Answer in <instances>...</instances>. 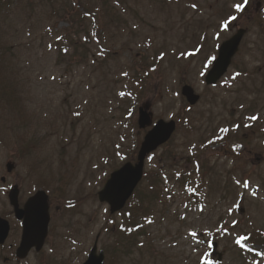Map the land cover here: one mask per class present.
<instances>
[{
  "label": "rangeland",
  "instance_id": "374dc122",
  "mask_svg": "<svg viewBox=\"0 0 264 264\" xmlns=\"http://www.w3.org/2000/svg\"><path fill=\"white\" fill-rule=\"evenodd\" d=\"M63 1L0 0V264H83L97 236L105 264H264V0H80L66 16ZM239 28L230 68L206 85ZM140 107L178 127L110 214L98 191L136 160L151 128ZM14 187L22 205L40 189L51 205L45 246L23 260Z\"/></svg>",
  "mask_w": 264,
  "mask_h": 264
},
{
  "label": "water",
  "instance_id": "95a60500",
  "mask_svg": "<svg viewBox=\"0 0 264 264\" xmlns=\"http://www.w3.org/2000/svg\"><path fill=\"white\" fill-rule=\"evenodd\" d=\"M244 33L245 30L241 29L230 39L222 43L219 48L218 57L213 62L212 68L206 76L207 84H216L226 73L233 56L239 49ZM182 93L192 105L197 103L200 98L190 85H185ZM151 121V113L141 108L138 120L139 126L145 128L151 124ZM175 129V121L171 120L167 122L162 119L159 120L145 135L138 152L137 162H127L110 175L105 186L99 192V199L102 202L109 203L112 214L125 207L126 202L141 181L147 155L167 142ZM7 168L11 172L14 165L8 163ZM18 197L19 190L18 188H14L9 194V199L13 205L15 217L22 221V236L19 247L16 250V255L19 259H24L33 248L39 251L45 243L51 218L50 206L48 195L44 191H38L22 207L19 205ZM10 230L9 221L0 216V245L6 242ZM84 264H105L104 250L98 251L97 241Z\"/></svg>",
  "mask_w": 264,
  "mask_h": 264
},
{
  "label": "trees",
  "instance_id": "16d2710c",
  "mask_svg": "<svg viewBox=\"0 0 264 264\" xmlns=\"http://www.w3.org/2000/svg\"><path fill=\"white\" fill-rule=\"evenodd\" d=\"M53 2V1H52ZM55 2V1H54ZM53 2V3H54ZM72 3L74 4V5H76L74 8L75 9H78V8H80V7H82V4L80 3V0H72ZM72 3H70L69 1L68 2H64L63 1V15H71L70 13H71V9L73 8V5H72ZM131 223V222H130ZM128 227H130L129 226V224H128ZM257 242L258 243H264V240H257Z\"/></svg>",
  "mask_w": 264,
  "mask_h": 264
},
{
  "label": "snow or ice",
  "instance_id": "6c2138e0",
  "mask_svg": "<svg viewBox=\"0 0 264 264\" xmlns=\"http://www.w3.org/2000/svg\"><path fill=\"white\" fill-rule=\"evenodd\" d=\"M237 7H240V5H237Z\"/></svg>",
  "mask_w": 264,
  "mask_h": 264
}]
</instances>
